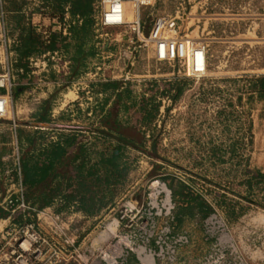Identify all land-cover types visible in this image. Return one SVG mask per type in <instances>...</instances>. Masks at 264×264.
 <instances>
[{
    "label": "rangeland",
    "instance_id": "374dc122",
    "mask_svg": "<svg viewBox=\"0 0 264 264\" xmlns=\"http://www.w3.org/2000/svg\"><path fill=\"white\" fill-rule=\"evenodd\" d=\"M6 1L12 10L18 9V0ZM94 3L95 31L102 6L100 0ZM124 6L130 11L132 2L128 0ZM40 8L50 9L44 2ZM68 13L70 25L65 34L60 29L66 22L65 14L54 13V31L63 40L57 42L58 48L47 47L43 51L58 50L70 59L63 45L71 41L70 26L80 17ZM127 14L129 20L134 19L133 14ZM41 15L50 19L48 14ZM163 15L177 17L179 34L184 38L207 44L203 75H178L177 64L156 61L150 55L151 49L134 46L132 52L126 50L123 54L127 47L123 43L129 45L128 39H117L111 32L110 44L117 42L120 46L111 55L105 54V83H118V89L127 90L124 95L117 98L112 92H97L104 80L89 73L74 75L71 66L68 73L49 69L42 86L20 90L17 86L22 80L18 76L27 74V69L19 72L16 63L9 110L6 118L0 120L8 121L16 134L18 124L26 125L20 118L30 121V115L25 119L28 114L45 107L44 114L51 123L61 122L60 113L54 115V103L55 107L60 106V93L70 85L84 102L91 104L89 107L98 109L107 103L120 109L124 122L144 134L148 152L132 151L137 160L113 208L90 218L81 212L73 216L72 211L57 212L54 206L44 207L60 215L66 233L75 236L81 252L101 243L107 249L106 259L112 257V249L116 248L119 257L115 264H264V95L258 93L264 76V0H155L152 6L141 9L144 33ZM17 16L12 18V24L5 16L8 35L16 41L20 33ZM31 22L38 24L34 18ZM98 40L102 45L106 41L104 37ZM68 49L71 52L74 47ZM26 77L31 82L32 78ZM113 87L107 86L110 90ZM57 88L59 96L54 97ZM52 128H45L46 141L60 138ZM15 151L3 163V187L8 186L10 178L18 182L13 175L16 159H20L18 144ZM8 169L13 170L9 179ZM173 178L188 184L212 205L213 211L202 221L186 218L174 226L168 217L158 214L153 223L149 222L152 219L148 220L145 203L152 181L160 179L171 189ZM23 188L25 192L24 185ZM156 211L159 210L154 214ZM212 215L220 222L211 223ZM70 216L74 221L70 222ZM168 228L174 234L187 233L190 242L177 249L174 262L156 254L154 260L148 261L150 253H159L160 245L167 250L163 240H168ZM109 237L116 242L109 241ZM89 255L92 260L96 254Z\"/></svg>",
    "mask_w": 264,
    "mask_h": 264
},
{
    "label": "trees",
    "instance_id": "16d2710c",
    "mask_svg": "<svg viewBox=\"0 0 264 264\" xmlns=\"http://www.w3.org/2000/svg\"><path fill=\"white\" fill-rule=\"evenodd\" d=\"M95 1H44L50 9H39L43 14L54 16V13L63 14L64 6L69 5L72 16L79 15L82 19L80 23L77 19L72 23L71 41L63 45L70 53V66L74 74L83 67L86 57L94 54V46L91 44L88 48L87 44L94 32L92 12ZM18 27L20 33L15 46L17 66L25 70L26 60L35 49L58 48L57 42L63 40L57 31L48 28L45 34L43 27L20 17ZM69 46H73L74 50L70 52ZM260 82L262 88L258 93L264 95V76ZM115 84L106 83L105 86ZM116 116L117 110L112 109L96 125L88 124L84 128L73 126L67 130L68 133L61 130L60 138L49 142L45 140V128L38 127L30 135L22 132L21 124H18L16 136L20 153L22 139L29 144L27 155L20 158L22 184L26 187L25 199L38 209L54 206L57 212H81L90 218L100 217L113 208L137 160L132 156V151L148 152L144 134L138 129L122 128ZM40 121L51 123L52 120L45 113ZM13 175L17 179V174L13 172ZM169 185L175 202L172 225L179 226L186 218L202 221L213 211L204 196L193 191L188 184L173 178Z\"/></svg>",
    "mask_w": 264,
    "mask_h": 264
},
{
    "label": "built area",
    "instance_id": "2783aa9c",
    "mask_svg": "<svg viewBox=\"0 0 264 264\" xmlns=\"http://www.w3.org/2000/svg\"><path fill=\"white\" fill-rule=\"evenodd\" d=\"M126 1L128 0H100L102 9L95 27L98 39L104 37L109 44L110 34L106 29L120 28L119 33L126 35L129 43L122 51L123 54L126 50L132 52L134 46L147 48L153 51V58L156 61L177 64L178 75L199 77L206 72L207 44L180 35L176 16H158L149 32L145 34L141 9L152 6L155 0H129L132 2L130 11L124 6ZM41 10L43 9L41 8ZM68 12L67 9L64 15L66 22L62 27L60 26L64 34L70 25ZM128 12L133 13V20L127 18ZM5 16L6 13L1 7L0 0V90L5 92L4 94L0 93V98L5 101V97H7L9 103L10 92L15 85L13 71L18 60L14 51L17 41L8 35ZM48 18L54 21L53 16L49 15ZM38 26L43 27L45 34L48 33V28L44 25ZM98 43L101 44L100 41ZM104 43L101 44V49ZM198 51L201 53L200 55L197 54ZM26 64L27 75L32 78L31 82H26V85L37 89L45 83L49 69L54 70L55 68L57 72L68 73L71 60L62 52L50 49L29 56ZM18 71L24 72L23 68H19ZM95 75L97 74L95 73ZM6 114V110L0 108V119L6 118ZM16 125L15 122L14 126ZM16 160L18 162H16L14 171L17 173L18 182L14 178H10L13 170L8 169L6 170V176L8 179L10 178L8 186L3 187L0 184V211L2 213L0 216V264H91V262L94 264H105L104 262L115 264L119 257L116 248L112 249V257H108L111 262L105 258L107 249L103 248L101 243L81 252L76 245L75 236L66 233L59 214H54L50 208L38 209L25 199L21 163L20 159ZM149 190V200L145 203L148 220L152 219L149 222L153 223V218L159 214L168 217L171 223L172 211L175 207L171 189L164 181L155 179ZM155 210H159L156 211L157 214H154ZM72 214L75 216L76 212L72 211ZM70 217V222L74 221V218ZM119 220L117 219V225ZM209 220L213 224L220 222L216 215H212ZM45 224H47L46 229ZM166 235L168 240H163V242L166 244L167 250L160 245L159 253L149 254L151 259L154 260L156 254L174 262L177 259V249L190 242L189 235L184 232L174 234L168 228ZM116 236L115 233L113 237ZM108 239L109 241L113 240H110V237ZM109 243L111 244V242ZM89 254L96 255L90 260Z\"/></svg>",
    "mask_w": 264,
    "mask_h": 264
},
{
    "label": "crops",
    "instance_id": "0c3cea01",
    "mask_svg": "<svg viewBox=\"0 0 264 264\" xmlns=\"http://www.w3.org/2000/svg\"><path fill=\"white\" fill-rule=\"evenodd\" d=\"M47 1L48 3L53 2L54 0H18V9L12 10L8 4L6 0H1V7L6 11L7 14V18L9 21V24H12V18L15 17V15H18L17 17H20L22 20L24 21H31V18L35 20L34 23H38V24H34V25H40V23L44 26L48 25L51 26L52 29L54 30L55 25H54V21L52 22L51 19H47V17H43L42 15H40V11H39V6L40 3ZM93 6H95V3H93ZM69 8V5H65L64 6V11L63 13L65 14L66 10ZM41 10V8H40ZM69 10V9H68ZM63 14V15H64ZM40 22V23H39ZM78 22H82V19H78ZM50 27V28H51ZM120 28H107L106 31L111 33L114 32L115 33V37L117 39L120 40H125L128 39V37L122 33H119ZM92 39L88 41L87 47L89 48L90 45L92 44L94 46V54L92 55H88L83 63V67L79 70V72L75 73L74 75H82L88 74L89 76L92 75V77H96L97 75L100 76V78H102L104 80V82H100L101 84V88L99 87L97 89V92H104L105 95L107 94V92H112V95L119 98L122 96V92H125L127 90H123L122 89H118V87H120V85L118 83H116L115 85H113L114 89L110 90L109 88H107L105 86V76L106 75V68L104 66L105 64V54H112L113 51H117L119 46L117 44V42H115L114 44H108L106 41L104 43V46L101 49V44H99V40L96 37L95 31H92ZM119 40V41H120ZM126 43H123V46L126 47L127 45H125ZM44 49L40 50V49H35V51L32 52V55L35 54H39L40 52H42ZM151 57L153 58V51H151ZM154 59V58H153ZM99 67V68H98ZM97 74L94 76V74ZM27 74H20L18 76V80H22L21 81V85H18L17 88L21 87L20 90H24L25 88H28L29 86L26 85L27 82ZM121 76V75H120ZM97 84V83H96ZM99 86V85H98ZM58 87V86H57ZM54 88H56V86H54ZM67 89L60 93L61 97L59 98V100H61L60 106L55 107L54 103V115L55 113H60V118H61V122H54V126H42L39 125V123H42L41 118L45 112V107H43L41 110H36L35 112H32L31 114H28L27 117L25 119L30 118V121L24 120V118H20L21 123H26V125H21L22 128V132L24 133H28L30 135H33L35 129L37 127L39 128H52L54 127V130L57 131V134L59 135V133L61 132V130H65V133H68L67 130L70 127L73 126H78V127H82L84 128L85 126H87V124L84 123H78V121H76V119H81V120H87V121H96L98 122V120L100 118H102L105 114H107L110 110H114V108H111L110 105H108L107 103H105L102 106H99L98 109L89 107L91 106V104H89L88 102H84V98L80 95H78L76 93V91L74 89H72L69 86L66 87ZM16 89V88H15ZM59 88H57L56 90H54V97L59 96ZM58 92V93H57ZM119 92V93H118ZM1 94H4L5 92H0ZM63 96V98H62ZM83 101V102H82ZM47 101H45L46 103ZM82 105V106H81ZM81 106V107H80ZM39 109V108H38ZM29 110V109H28ZM117 110V116H116V120L118 121V123L120 124V126L124 129H137L135 126L132 125H128L124 122L123 120V116L120 114L121 110L120 109H116ZM31 111V109L29 110V112ZM90 113H93V115L95 116H91ZM30 115V117H29ZM39 116V117H38ZM36 118V119H35ZM92 119V120H91ZM94 119V120H93ZM77 122V123H75ZM84 122V121H83ZM27 127H34V130H29L30 128ZM28 129V130H26ZM53 129V128H52ZM32 138V137H31ZM33 138L30 140L32 142ZM57 140V139H56ZM46 142H49V140H47ZM16 144H18V139L16 134H14L12 127L10 125V123L8 121H2L0 120V169L2 173V171L5 170L3 163L5 161H7L8 159L11 158V154L15 153L16 151ZM23 148L22 151L20 153V158L24 157L27 155V151L29 150L28 148V143L22 139V143ZM130 176V174H129ZM29 190V189H28Z\"/></svg>",
    "mask_w": 264,
    "mask_h": 264
},
{
    "label": "bare ground",
    "instance_id": "6f19581e",
    "mask_svg": "<svg viewBox=\"0 0 264 264\" xmlns=\"http://www.w3.org/2000/svg\"><path fill=\"white\" fill-rule=\"evenodd\" d=\"M130 13L133 14L132 12H129V14H130ZM197 54L200 55L201 53L198 51ZM0 108L5 109L6 112L8 113V110H9V103H8V101H7V97H5V101L2 100V98H0ZM110 229H111V228H110ZM145 259H146V258H144V260H145ZM148 261H152V260H151V257H149Z\"/></svg>",
    "mask_w": 264,
    "mask_h": 264
},
{
    "label": "water",
    "instance_id": "95a60500",
    "mask_svg": "<svg viewBox=\"0 0 264 264\" xmlns=\"http://www.w3.org/2000/svg\"><path fill=\"white\" fill-rule=\"evenodd\" d=\"M39 125H42V126H54L55 124L53 123H39Z\"/></svg>",
    "mask_w": 264,
    "mask_h": 264
}]
</instances>
